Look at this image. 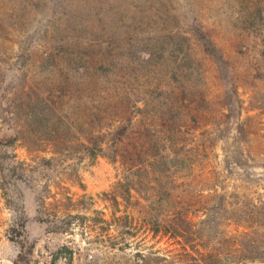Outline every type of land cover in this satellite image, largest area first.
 I'll return each mask as SVG.
<instances>
[{"label": "rangeland", "instance_id": "obj_1", "mask_svg": "<svg viewBox=\"0 0 264 264\" xmlns=\"http://www.w3.org/2000/svg\"><path fill=\"white\" fill-rule=\"evenodd\" d=\"M152 14L159 15V20ZM8 25L13 29L6 31ZM163 30L165 34L172 32L173 52L168 45L158 51L159 43L153 41L163 35L159 32ZM109 35L122 36L132 44L134 63L128 65L125 60L114 70L104 62L106 81L101 89L110 94L129 91L133 99L141 98L149 87L163 93L171 86L178 92L182 83L178 70H182L191 73L186 87L198 101L202 97L216 101L213 114L219 103L227 106L229 116L211 132L213 136L235 138L238 125L252 117L240 137H261L264 143V0H0L2 87L15 91L23 86L31 95L44 99L42 104L34 102L41 114L30 127L28 138L18 135L15 139L14 130L0 129V159L4 164L3 180L0 175V264L135 261L134 249L118 251L101 242L100 220L109 219L116 211L105 194L119 197L118 183L127 173L118 162L103 157L89 159L84 154L83 139L97 128L94 121L102 122L105 113L101 106L85 99V84L95 79L96 72L87 71L89 65L84 62L85 68L73 63V58L78 60L73 56L78 54V40L102 42ZM115 41L116 45L124 43ZM205 42L214 48L210 54L205 51ZM141 51L144 55L139 54ZM183 52L189 55L191 70L183 69L179 60ZM72 70L78 71L76 75ZM87 72L94 74L93 79L85 78ZM111 72L113 75H107ZM167 75H173L174 81H156ZM89 96L99 99L97 91ZM192 96L184 93L187 99ZM208 117L222 120L216 114ZM222 145L225 142L218 141L213 157L221 153ZM213 157L211 166L220 167ZM256 173L262 175L264 171L256 169ZM182 174H186L184 192L192 191L198 179L185 171ZM256 193L264 215V181L259 182ZM119 201L121 213L138 210L142 220H148L152 212L160 216L166 209ZM255 231L252 238L245 236L246 242L256 243L241 250L245 258L242 264H264V219ZM147 241L145 248L151 252L148 264L207 263L198 256L200 252L205 256V250L184 251L168 237H149ZM184 253L189 255L187 259L182 258Z\"/></svg>", "mask_w": 264, "mask_h": 264}, {"label": "trees", "instance_id": "obj_2", "mask_svg": "<svg viewBox=\"0 0 264 264\" xmlns=\"http://www.w3.org/2000/svg\"><path fill=\"white\" fill-rule=\"evenodd\" d=\"M151 17L159 20L157 14ZM5 29L7 31L13 27L8 25ZM159 32L163 35L153 40L159 43L158 51H163L164 46L168 45L173 52L170 44L172 32ZM107 37L102 42L95 39L86 42L78 40V54H73L78 59L73 58V63L85 68L84 62L89 65L87 71L94 69L96 72L95 79L93 73L85 74V78L93 79L85 84V99L89 104L101 106L105 113L102 122L94 121L97 128L90 130L83 139L84 154L89 159L103 157L111 163L118 162L127 173L123 181L118 183L119 197L105 194L116 211L109 219L100 220L101 242L118 251L134 249L133 264H148L151 252L145 246L148 245L149 237L157 236L175 240L184 251L205 250V256L197 250L195 253H199L198 256L201 260L205 259L206 264H242L245 260L242 255L244 246L256 243V240L246 242L245 236L252 238L260 220L264 219L258 204V198L261 197H255L259 182L264 181V174L260 176L256 173V169L264 171V143L261 137H240V131H244L242 128L248 125L252 117L238 125L235 138L213 136L211 132L225 123L224 119L229 116L225 113L227 106L219 103L220 108L213 114L212 104L216 101L202 97L199 101L203 103L199 105L196 94L186 87V83L192 79L191 73L187 75L182 70H178L182 82L178 92H174L171 86L163 93L158 88L149 87L141 98L134 99L129 91L107 93L105 88L101 89V84L106 81L103 66L107 64L109 69L113 67L116 70L117 63H126L125 60L129 61L128 65L133 64L132 58L135 56V48L124 41L122 36L121 39L110 35ZM71 38L76 37L72 35ZM115 40L124 43L116 45ZM181 40L187 41L186 38ZM207 43L204 44L205 51L210 54L209 51L214 48L210 42ZM145 53L148 55V52ZM139 54L144 55V52ZM179 60H182L184 71L191 70L192 64L187 52H183ZM72 72L76 75L78 71ZM3 74L0 66V129L6 132L14 130L15 139L18 135L20 138L24 135L28 138L30 127L41 114L36 104H42L44 99L36 94H32L35 96L33 98L23 86L14 88L15 91L9 86L2 87ZM107 75H113V72ZM156 81L169 83L174 80L173 75H167ZM74 90L76 88L72 92ZM95 91L99 97L96 101L89 96ZM186 91L193 95L192 98L184 97ZM109 109L113 111L110 114L107 113ZM210 114L212 118L218 115L222 118L221 122L209 118ZM90 122L88 126L91 129L93 122ZM218 141H224L225 145L219 146L220 154H214L220 167H213L211 156L215 153ZM198 163L200 165L196 166ZM3 165L0 159L2 180ZM184 171L187 176L198 179L192 191L184 192ZM119 199L131 205L136 203L143 206V203H148L166 209L162 210L160 216L152 212L148 220H142L138 210L121 213ZM248 228L253 231L247 234ZM221 248H224L222 253L219 252ZM184 257L187 259L189 255L184 253Z\"/></svg>", "mask_w": 264, "mask_h": 264}]
</instances>
